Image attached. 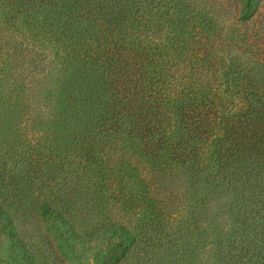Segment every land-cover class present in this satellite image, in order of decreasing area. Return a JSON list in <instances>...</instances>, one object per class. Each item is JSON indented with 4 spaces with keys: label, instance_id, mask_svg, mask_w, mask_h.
<instances>
[{
    "label": "trees",
    "instance_id": "1",
    "mask_svg": "<svg viewBox=\"0 0 264 264\" xmlns=\"http://www.w3.org/2000/svg\"><path fill=\"white\" fill-rule=\"evenodd\" d=\"M244 1L240 20L254 12ZM218 26L201 0H0V38L14 67L0 84L11 89L13 108L29 105L17 98L27 84L17 67L27 56L36 61L39 49L52 54L51 100L43 103L55 112L35 118L47 138L36 142L33 159L43 185L59 194L46 192L38 208L78 240L107 234L114 264H264V96L258 84L235 83L246 75L235 57L220 67L226 88L246 93L238 110L220 112L198 87L196 44L201 36L209 43ZM23 117H7L18 133ZM117 139L157 170L180 169L199 185L185 215L169 222L142 197L136 222L88 225L87 209L75 208L79 188L84 180L100 185L96 149ZM16 165L0 181L9 191L0 185V233L14 239L28 198L17 194V179L31 171ZM34 175L24 181L26 193Z\"/></svg>",
    "mask_w": 264,
    "mask_h": 264
},
{
    "label": "rangeland",
    "instance_id": "2",
    "mask_svg": "<svg viewBox=\"0 0 264 264\" xmlns=\"http://www.w3.org/2000/svg\"><path fill=\"white\" fill-rule=\"evenodd\" d=\"M201 2L213 14L219 26L209 43L206 42L205 36L198 38L199 43L196 47L200 48L201 53L203 52L201 56L197 55L202 64L197 67L201 70L197 77L200 83L198 87L216 98L220 112H233L243 105L246 94L243 90L230 91L225 86L226 82L220 66L230 64L233 57L240 59L246 74L243 80L235 83L258 84L259 92L264 96V0L251 1L254 12L246 20L239 19L244 0H201ZM38 53L41 54L38 59L43 62L42 65L39 64L38 59L33 60L36 57L27 56L23 61L24 64L17 67L20 73L14 72L15 75H27L25 95L22 91L17 95V98H23L28 102L27 108L16 106L13 108L11 89L8 84H0V181L8 178L10 167L14 163L17 164V168L20 164H23L20 167L27 164V169L31 170L28 175H19L17 179L20 186H23L17 190V194L28 198L21 204L17 218L18 239L8 237L3 231L0 233V264H114L116 260L114 246L107 244L105 240L107 234L100 232L89 240H78L71 231L66 232L58 222L43 216L38 208L46 192L59 194L56 189L43 185L39 173L42 169L33 159L37 149L36 142L42 137L47 138V134L39 129L35 118L50 117L55 112L52 107L43 103L47 101L46 99L51 100L47 98L51 86L48 84L50 63H47L52 59V54L47 49H39ZM257 63L260 67H256ZM191 64L187 59L182 70L187 73L192 68ZM10 69L13 71L14 67L8 62L6 42L2 37L0 38L1 80L6 78ZM23 114L26 120L23 117L22 129L18 133L13 128L14 125L10 126L7 117ZM51 138L53 136L49 140H52ZM96 150L98 155L96 160L99 165L97 167L102 169L101 183L97 185L95 180L91 182L84 180L78 192L79 205L75 207L87 209L90 213L88 225H94V228L106 222L125 224L136 222L140 209L144 207L143 202L140 205L138 201L142 197L145 200H153L155 209L162 211L169 222L180 219L190 209L188 200L197 192L199 185L182 170L159 171L140 158L133 144L118 139L102 141ZM209 151V146H205L203 153L205 161ZM29 153L31 156L28 155ZM14 154L15 158L10 160L9 156ZM42 168L45 169V166ZM30 175H34L32 177L34 185L26 193L24 181L29 179ZM0 185L3 184L0 182ZM70 189L60 188V193L69 190L68 194H71L73 190ZM6 190L5 186L1 187L4 194H9ZM94 196L96 199L91 201L92 205L88 204L87 202ZM84 227L86 225L80 223L75 229L83 233Z\"/></svg>",
    "mask_w": 264,
    "mask_h": 264
}]
</instances>
